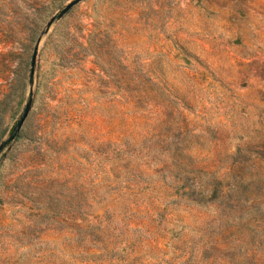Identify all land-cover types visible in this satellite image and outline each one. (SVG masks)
Wrapping results in <instances>:
<instances>
[{
  "label": "rangeland",
  "instance_id": "1",
  "mask_svg": "<svg viewBox=\"0 0 264 264\" xmlns=\"http://www.w3.org/2000/svg\"><path fill=\"white\" fill-rule=\"evenodd\" d=\"M68 1L0 0V264H264V0Z\"/></svg>",
  "mask_w": 264,
  "mask_h": 264
},
{
  "label": "water",
  "instance_id": "2",
  "mask_svg": "<svg viewBox=\"0 0 264 264\" xmlns=\"http://www.w3.org/2000/svg\"><path fill=\"white\" fill-rule=\"evenodd\" d=\"M76 1L77 0H69L68 2H66L64 4V6L59 10L58 14L62 13L63 11H65L70 5H72ZM34 55H35V48H33V51H32V54H31V58H30V71L32 70V65H33V61H34ZM28 106H29V100L25 102V104L23 106V109H22V112H21L19 118L17 119V121L15 122L14 131L20 125L24 115L26 114Z\"/></svg>",
  "mask_w": 264,
  "mask_h": 264
}]
</instances>
